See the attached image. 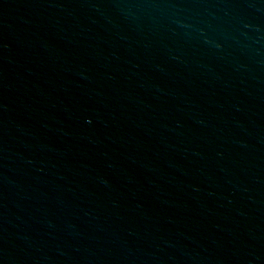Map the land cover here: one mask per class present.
I'll use <instances>...</instances> for the list:
<instances>
[{
    "label": "water",
    "instance_id": "1",
    "mask_svg": "<svg viewBox=\"0 0 264 264\" xmlns=\"http://www.w3.org/2000/svg\"><path fill=\"white\" fill-rule=\"evenodd\" d=\"M43 264H264V0H0Z\"/></svg>",
    "mask_w": 264,
    "mask_h": 264
}]
</instances>
